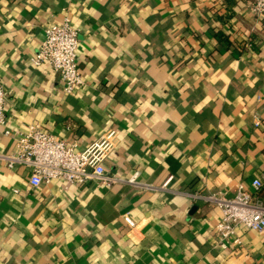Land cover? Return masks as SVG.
Returning <instances> with one entry per match:
<instances>
[{
	"label": "crops",
	"instance_id": "0c3cea01",
	"mask_svg": "<svg viewBox=\"0 0 264 264\" xmlns=\"http://www.w3.org/2000/svg\"><path fill=\"white\" fill-rule=\"evenodd\" d=\"M248 6L0 0L8 129L39 124L79 152L113 131L107 175L151 185L173 177L167 192L60 181L32 189L25 169L0 163V264H264V232L238 226L242 246L222 251L220 210L193 198L253 193L264 175V19ZM64 17L79 30L74 96L49 67L30 66L44 29ZM13 147L0 129V153Z\"/></svg>",
	"mask_w": 264,
	"mask_h": 264
},
{
	"label": "built area",
	"instance_id": "2783aa9c",
	"mask_svg": "<svg viewBox=\"0 0 264 264\" xmlns=\"http://www.w3.org/2000/svg\"><path fill=\"white\" fill-rule=\"evenodd\" d=\"M248 11L256 18L264 19V0H251ZM78 34L79 30L68 17H64L59 23L50 24L44 29L43 39L30 59L32 67H49L52 74L58 77L62 93L66 96L76 95L83 85L77 62ZM6 94L5 85L0 83V129L4 137L12 140L14 147L10 154L0 153V163L8 169H25L32 189L49 185L52 181H60L65 186L97 182L105 188L120 184L140 192L171 191L172 176L165 178L160 185H151L140 183L138 174L127 179L107 175L105 162L119 140L117 133L113 131L107 132L81 152L76 151L75 145H68L39 124H29L23 132L10 131L7 127ZM259 125V120L256 119L254 126ZM263 183L264 175L251 183L253 193H248L239 186L231 198L222 194L193 195L194 199H202L221 212L220 221L213 226L216 246L220 250L242 246L241 240L235 235V228L238 226L256 233L264 232V202L257 197ZM123 220L130 230L134 229L135 225L128 215H123Z\"/></svg>",
	"mask_w": 264,
	"mask_h": 264
},
{
	"label": "trees",
	"instance_id": "16d2710c",
	"mask_svg": "<svg viewBox=\"0 0 264 264\" xmlns=\"http://www.w3.org/2000/svg\"><path fill=\"white\" fill-rule=\"evenodd\" d=\"M251 0H249V2H250ZM221 36H219V38H220ZM223 43V42H222ZM224 44V43H223ZM264 190V183L262 184V186H261V188L258 190V192H257V197L261 200V201H263L264 202V198L261 196V193H262V191Z\"/></svg>",
	"mask_w": 264,
	"mask_h": 264
}]
</instances>
